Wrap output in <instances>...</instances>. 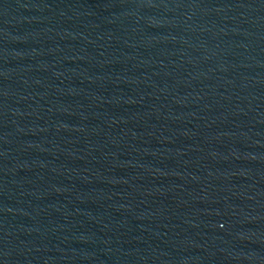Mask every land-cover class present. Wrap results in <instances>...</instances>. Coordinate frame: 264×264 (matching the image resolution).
<instances>
[{"label": "water", "instance_id": "water-1", "mask_svg": "<svg viewBox=\"0 0 264 264\" xmlns=\"http://www.w3.org/2000/svg\"><path fill=\"white\" fill-rule=\"evenodd\" d=\"M0 264H264V0H0Z\"/></svg>", "mask_w": 264, "mask_h": 264}]
</instances>
